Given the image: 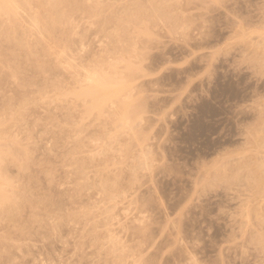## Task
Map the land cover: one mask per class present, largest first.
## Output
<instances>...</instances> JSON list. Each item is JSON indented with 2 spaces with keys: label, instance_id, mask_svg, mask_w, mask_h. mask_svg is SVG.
<instances>
[{
  "label": "rangeland",
  "instance_id": "374dc122",
  "mask_svg": "<svg viewBox=\"0 0 264 264\" xmlns=\"http://www.w3.org/2000/svg\"><path fill=\"white\" fill-rule=\"evenodd\" d=\"M263 149L264 0L1 3L0 264H264Z\"/></svg>",
  "mask_w": 264,
  "mask_h": 264
},
{
  "label": "bare ground",
  "instance_id": "6f19581e",
  "mask_svg": "<svg viewBox=\"0 0 264 264\" xmlns=\"http://www.w3.org/2000/svg\"><path fill=\"white\" fill-rule=\"evenodd\" d=\"M7 2V0H0V5H1V3H6ZM98 74L96 73V72H94L93 71V73H90L89 72V74L87 73V75H86V79H87V86H88V88H86V90L85 91H88V92H86L90 97H92V100H94L95 101V103H96V105H102L103 103H105V102H107L108 100H109V102L111 103H113V97H115V96H117L118 95V93H119V91H121V88H122V90H123V87L125 88L124 89V91L126 90V92L128 91V89L130 90V92H131V87H129L128 88V85L126 84V82L124 81V83L126 84V86L124 85V86H122L121 88H116L117 90H114V91H109V92H104L103 90L104 89H109V87H112L113 85H115V83H116V81L114 82V81H110V80H108L107 82H106V80L105 79H103L102 78V80H101V77H98L97 76ZM100 78V79H99ZM114 82V84L113 83H111L110 84V82ZM120 81V82H119ZM121 81L122 80H118L117 82H119V83H116V84H120L121 83ZM109 82V83H108ZM123 83V82H122ZM121 83V84H122ZM123 83V84H124ZM109 85V86H108ZM119 86V85H118ZM117 86V87H118ZM107 87V88H106ZM123 91V92H124ZM130 92L128 91L127 93H125L124 95H127V94H130ZM123 94V93H122ZM123 95V96H124ZM128 96V95H127ZM130 96V95H129ZM128 96V97H129ZM125 98H127V97H125ZM124 116V117H123ZM127 115L126 114H123L122 113V117L120 116V120L122 119L123 120V122H122V120H121V122L122 123H124V122H128V119H129V116L128 117H126ZM126 123H124V124H126ZM129 124V123H128ZM264 150V149H263ZM264 152V151H263ZM143 153H145V151L143 152ZM144 155V154H143ZM146 155V154H145ZM144 155V156H145ZM262 155V154H261ZM261 157H264V155L263 156H261ZM145 158H146V156H145Z\"/></svg>",
  "mask_w": 264,
  "mask_h": 264
}]
</instances>
